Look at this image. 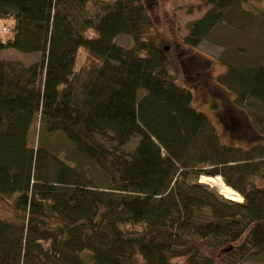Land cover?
Segmentation results:
<instances>
[{"label":"trees","instance_id":"1","mask_svg":"<svg viewBox=\"0 0 264 264\" xmlns=\"http://www.w3.org/2000/svg\"><path fill=\"white\" fill-rule=\"evenodd\" d=\"M254 1L205 0L211 7L183 41L195 47L220 21L251 16L259 38L218 81L235 93L223 95L229 105L254 125L249 106L264 131V8L244 7ZM0 20L9 27L0 48L40 53L28 63L0 59V197L12 211L0 217V264L264 256V133L251 125L250 144L221 140L192 90L172 77L143 0H0ZM247 24L240 28L251 32ZM119 34L132 45L118 43ZM81 49L87 60L76 67ZM201 74L196 84L213 97L216 85ZM199 174L221 175L243 201L224 198Z\"/></svg>","mask_w":264,"mask_h":264},{"label":"rangeland","instance_id":"2","mask_svg":"<svg viewBox=\"0 0 264 264\" xmlns=\"http://www.w3.org/2000/svg\"><path fill=\"white\" fill-rule=\"evenodd\" d=\"M143 1L153 16L158 28L157 30L160 32L161 42L168 45L167 50L171 60L169 70L172 77L180 85L187 86L192 90L193 105L197 109L206 112L212 122L216 125L223 142L233 141L243 145H248L251 142H254L257 138L254 134H251L253 133V127L264 133L262 125L256 122L253 111L249 106L245 107V110L251 116L254 125L250 124L245 117L242 116L241 118L240 108L235 109L234 107H231L228 98L226 97V100L223 97V95L228 96L233 100L235 93L218 81L219 76L226 70L228 64L231 65V63H235V54H237V56H243L245 51L248 52V48L251 49L253 43L259 38V29L251 26L255 25L250 20L251 16H245L244 19H237L231 16L230 21H227V19L220 21V23L211 30L199 45L193 47L187 45L183 41V38L188 34L192 21L207 12L211 5L205 4V0ZM244 7L245 10L254 13V11L258 10L257 8H264V0H255L253 3L244 4ZM245 21L248 22L247 26L251 28V32H245L243 28H240L246 27L245 25L240 26ZM4 26H6V28H4ZM8 31V25H6L3 20H0V35L4 37L8 35ZM115 40L126 46L132 45L131 37L125 34H119ZM237 46L238 48L242 47L245 49L239 50ZM251 51L252 50H249V52ZM86 55L87 52L84 49H81L78 54L76 67H80L87 60ZM39 57L40 53L38 52H22L14 48H0V59L21 60L28 63ZM197 72L199 74L202 73L200 78L204 81L210 80L209 84L206 83L207 85L211 87L216 85V87H213L215 92L213 97L205 94L203 89L196 84L197 77L195 76L197 75ZM142 94V92L138 93V95ZM214 104L216 106H214ZM219 117L222 119H219ZM240 119L244 121L243 125L240 124V126H236L237 124L234 123H237L238 121L240 123ZM38 126L39 115L37 114L34 117L29 131L28 142L31 146H36ZM236 132H239L238 136L241 137L249 136L251 141L246 142V140H242L241 137H239V140H233V135ZM258 139L264 141V135ZM135 144L136 138L132 139L125 148L127 150H133ZM60 157L70 164H74V162L67 157L65 152H62ZM197 177V181L203 182L202 174H199ZM192 178H196V175L192 174ZM213 178L215 177L213 176ZM211 182V185L215 186L224 198L234 200L229 197L228 194L220 190L215 184L216 182L213 180ZM235 200H242V197L237 196ZM11 216V207L0 197V217ZM237 264H264V256L249 257Z\"/></svg>","mask_w":264,"mask_h":264},{"label":"bare ground","instance_id":"3","mask_svg":"<svg viewBox=\"0 0 264 264\" xmlns=\"http://www.w3.org/2000/svg\"><path fill=\"white\" fill-rule=\"evenodd\" d=\"M203 179H205V177H202ZM208 178V177H207ZM212 180L214 182H216L215 184L220 188V190H222L224 193L228 194L229 197H231L232 199H236L237 198V192L232 189L231 187H229L222 178L220 177H215L212 178Z\"/></svg>","mask_w":264,"mask_h":264},{"label":"water","instance_id":"4","mask_svg":"<svg viewBox=\"0 0 264 264\" xmlns=\"http://www.w3.org/2000/svg\"><path fill=\"white\" fill-rule=\"evenodd\" d=\"M166 49H168V46H166Z\"/></svg>","mask_w":264,"mask_h":264}]
</instances>
